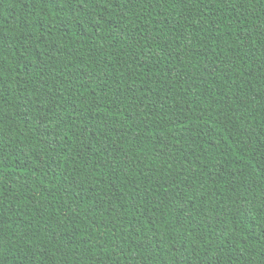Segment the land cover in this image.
Instances as JSON below:
<instances>
[{
    "label": "trees",
    "instance_id": "1",
    "mask_svg": "<svg viewBox=\"0 0 264 264\" xmlns=\"http://www.w3.org/2000/svg\"><path fill=\"white\" fill-rule=\"evenodd\" d=\"M0 264H264V0H0Z\"/></svg>",
    "mask_w": 264,
    "mask_h": 264
}]
</instances>
